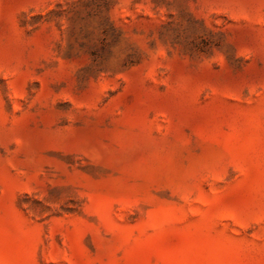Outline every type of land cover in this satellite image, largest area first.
Wrapping results in <instances>:
<instances>
[{
    "label": "rangeland",
    "instance_id": "374dc122",
    "mask_svg": "<svg viewBox=\"0 0 264 264\" xmlns=\"http://www.w3.org/2000/svg\"><path fill=\"white\" fill-rule=\"evenodd\" d=\"M0 264H264V0H0Z\"/></svg>",
    "mask_w": 264,
    "mask_h": 264
}]
</instances>
